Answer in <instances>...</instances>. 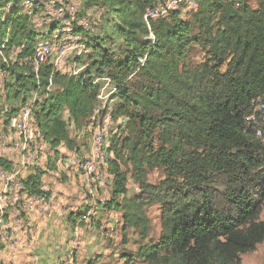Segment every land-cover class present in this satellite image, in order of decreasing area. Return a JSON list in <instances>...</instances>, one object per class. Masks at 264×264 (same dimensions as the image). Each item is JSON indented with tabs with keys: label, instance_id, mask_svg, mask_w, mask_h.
<instances>
[{
	"label": "trees",
	"instance_id": "obj_1",
	"mask_svg": "<svg viewBox=\"0 0 264 264\" xmlns=\"http://www.w3.org/2000/svg\"><path fill=\"white\" fill-rule=\"evenodd\" d=\"M82 1L105 11L120 44L90 41L97 57L72 75L39 62L42 42L36 44L40 34L23 13L24 0H0V9L10 7L5 18L0 15V61L17 53L12 66L0 62L12 78L1 110L4 132L31 107L38 140L55 160L62 147L80 152L77 140L97 110L98 81L110 79L111 100H117L111 119L123 121L107 150L113 154L106 161L111 199L101 207L121 214L125 243L129 229L138 236V251L124 252L123 260L239 264L241 255L264 242V0H193L186 20L179 11L146 17L163 0ZM197 49L203 59L194 64ZM12 169L0 158V171ZM28 170L17 181L21 193L49 202L52 192L43 182L49 168ZM155 171L163 174L158 183L150 181ZM130 182L140 190L131 197ZM152 205L161 209L156 240L147 215ZM14 207L26 219L20 204ZM69 221L77 217L72 213Z\"/></svg>",
	"mask_w": 264,
	"mask_h": 264
},
{
	"label": "rangeland",
	"instance_id": "obj_2",
	"mask_svg": "<svg viewBox=\"0 0 264 264\" xmlns=\"http://www.w3.org/2000/svg\"><path fill=\"white\" fill-rule=\"evenodd\" d=\"M251 3L255 5L256 2L251 0ZM158 6L164 8L163 16L168 11H179L184 20L190 17L194 8L193 0H163ZM22 7L23 13L33 17V29L40 34L36 44L48 41L53 46L54 50L48 55V64H52L55 69L63 73L80 75L86 71L91 64L90 57L94 55L92 49L88 47L90 41L98 38L106 40L103 44L106 48H114L120 44L118 37L113 35V29L107 22L108 16L105 11L100 10L97 6L90 7L82 0H24ZM9 9V6L0 9V15L5 18L9 14ZM146 17L154 18L155 9L149 11ZM57 25L61 29L53 32V28ZM78 27L82 28L81 33L76 32ZM16 54V52H12L9 57H2L0 62L12 66L17 62ZM202 59L200 49H197L191 55L190 61L198 64ZM10 82H12L10 73L3 71L0 67V131L3 134L7 132H4L2 127L1 110L8 106L5 86ZM98 82L101 86L102 99L98 101L97 111L90 125L77 140L80 152L69 151L62 147L59 149L60 158L55 160L50 146L47 143L42 144L38 140L31 120V107L26 108L21 113L23 115L14 117L17 120L19 118L18 123L15 121L18 124V130L21 123L24 127L23 139L14 135V132L10 137L12 140L14 139L12 142L4 135L0 137L5 138V142L0 144V158L10 160L13 164L12 171L6 172V176L5 171H0V194L6 198L12 197L6 201L4 198L3 206L0 204V251L10 252L21 246L19 247L22 251L21 257L24 260L26 258L27 261L25 263L23 261L22 264H91L97 262L98 259V263L95 264H126L122 254L124 252L134 254L139 249L135 245L138 236L132 229L127 231L128 242H124L121 214L113 210H103L101 207L111 199L108 185L112 181V177L108 173L107 165L98 166V170L100 168L108 176L102 180L96 178L98 174L93 177L86 176L81 168V163L90 161L93 152H95L93 158L97 157L98 151L94 149L96 148L97 130L103 129L102 135L107 136V142H109L105 143L103 150H99V153L106 159L113 157V154H109L107 150L113 136L118 134L119 126L123 121L121 119L113 121L111 117L110 119L106 117L117 102V100H111L115 90L111 91L113 86L108 78ZM34 103L35 99L30 105L33 106ZM65 119H67V115H65ZM15 122L8 121L9 129L13 128L12 124H16ZM99 122H101V127ZM71 132L74 134L73 127ZM6 139L9 141L8 144ZM15 139L18 144L21 140L24 143L22 147H18L19 149L12 147ZM3 147L5 149L13 148L12 155L7 156L3 152ZM48 160L51 161V164L54 163V166L48 167ZM34 166L44 171L49 168V172L43 178L45 190L52 192L49 202L42 200L37 203L34 202L37 199H31L21 193L22 187L17 181L26 178L29 174L28 169ZM80 171L90 187L79 179ZM162 179L163 174L159 171L150 174L152 183H158ZM139 192V187L130 182L128 196L131 197ZM16 203L21 206L22 213L20 215L28 218L29 221L17 217V214L12 215L11 220L16 222L20 218L22 222H27L21 230L25 228L32 230V233L29 231L27 235L30 240L14 238L11 241H3L7 232L12 231L7 229V220L3 221V212L6 214L7 210L15 208ZM72 213L77 217L76 223L69 221V216ZM147 215L152 225L151 238L156 240L161 233L160 205L148 207ZM261 219H264V210ZM14 235L17 234L14 233ZM133 264L145 263L136 259ZM239 264H264V242L259 244L253 252L241 255Z\"/></svg>",
	"mask_w": 264,
	"mask_h": 264
},
{
	"label": "crops",
	"instance_id": "obj_3",
	"mask_svg": "<svg viewBox=\"0 0 264 264\" xmlns=\"http://www.w3.org/2000/svg\"><path fill=\"white\" fill-rule=\"evenodd\" d=\"M14 119V118H13ZM17 122V121H19V118H18V120L17 119H14V122ZM24 121V120H23ZM15 122V123H16ZM1 123H2V121H1ZM18 123V122H17ZM12 124V127L14 128H12V129H8V130H5V131H7V133L5 134L6 135V137L7 138H10L11 137V134L13 133L14 135L16 134V135H18V124ZM17 129V130H16ZM16 131V132H15ZM9 133V134H8ZM12 134V135H13ZM5 137V138H6ZM18 137H19V135H18ZM27 137L29 138V136L27 135ZM20 138V137H19ZM20 139H23V137L22 138H20ZM7 140V139H6ZM14 140V139H13ZM11 138H10V141L12 142L13 141ZM8 140L6 141V143L8 144ZM22 144H24V143H22V140H21V142H19V144L17 143V141H16V139H15V141H14V144L12 145V147H15V148H17V149H19L18 147H22ZM93 147V146H92ZM4 148V147H3ZM13 148L12 149H3V152L4 153H6V155L7 156H9V154H11L12 155V153H13ZM92 152H93V150H92ZM93 156H94V152H93ZM93 158V157H92ZM91 158V160H95V158H93L92 159ZM7 175H8V173H7ZM5 176H6V172H5ZM79 179L80 180H82V182H84L87 186H89L88 184H87V182H86V179L83 177V175H82V172L80 171V175H79ZM90 187V186H89ZM7 189V188H6ZM10 193V192H9ZM11 193H13V191H11ZM10 193V194H11ZM1 195V194H0ZM1 197L3 198V200H2V202H0V204L3 206L4 204H5V201H6V199H8L9 200V198L11 199L12 197L10 196V197H3L2 195H1ZM4 198H5V201H4ZM32 199V198H31ZM34 199H38V198H34ZM33 201V200H32ZM31 202V201H30ZM34 202H35V200H34ZM52 211V210H51ZM50 211V212H51ZM7 214H9V219L6 221L7 222V229L9 230V229H11L12 231L11 232H7V234L5 235V237L6 238H4L3 239V241H5V240H7V241H11L12 239H14V238H17V239H20V238H22V239H26V241H27V239H28V232L30 231V233H32V230L30 229V230H28V228H25L24 230H21L22 228H24V226L26 225V223L27 222H25L24 220V222H22L19 218H18V220L15 222V221H12L11 220V217H12V215H15V214H17V212H16V210L15 209H9V210H7V212H6ZM51 213H53V212H51ZM87 213V212H86ZM29 215H30V213H29ZM17 217H18V214H17ZM34 219V218H33ZM50 219V218H49ZM25 220H27V221H29V219L28 218H26ZM35 220V219H34ZM3 221H4V219H3ZM2 221V222H3ZM37 221V220H36ZM17 222H19L18 224H16ZM40 223H42V221H40ZM18 225H21V226H18ZM29 225V224H28ZM1 226V225H0ZM28 227V226H27ZM18 230H20L19 232H16V231H18ZM14 233H16L17 235L15 236L14 235ZM28 240H30V238L28 239ZM24 241V240H23ZM22 242V241H21ZM32 243V242H31ZM13 246V245H12ZM19 247H21V246H19ZM14 248V250L12 249L10 252H2V251H0V260L1 261H3L4 262V264H11V263H13V264H22L23 263V261H24V263L25 262H27L26 261V258H25V260L21 257V250H20V248Z\"/></svg>",
	"mask_w": 264,
	"mask_h": 264
},
{
	"label": "bare ground",
	"instance_id": "obj_4",
	"mask_svg": "<svg viewBox=\"0 0 264 264\" xmlns=\"http://www.w3.org/2000/svg\"><path fill=\"white\" fill-rule=\"evenodd\" d=\"M50 49H53V48L50 46L49 42H44V43L39 45V48L37 49V58H38L39 62H43V63L44 62H48V55H50ZM40 51H41V56H40ZM21 115H23V114H21ZM106 117H108V114H107ZM109 119H110V117H109ZM11 120L14 122V119H11ZM99 125L101 127V123L100 122H99ZM103 131H104L103 129L96 131V136H95V144H96L95 147L96 148H94V149H96V151H98L96 153V155H97L96 159L95 160H91L90 159V161L81 163L82 172L86 176H90V177L92 176L93 177L96 174H98V176L96 178L99 179V180H102L104 177L108 178L106 172H102L100 168L98 170V166L102 165L104 167L106 165V160H107L105 156L103 157L102 154L99 153L100 152L99 150H101V149L103 150V148L105 146V143H109V142H107L108 141L107 140V136L102 135ZM99 132H100V136H99ZM24 134H25L24 133V127L22 126V123H21L19 125L18 135H19L20 138H22L24 136ZM98 136H99V138H98ZM92 165H93V173H90V171L92 169ZM105 182H107V181H105ZM0 201H2L1 197H0ZM35 202L39 203V202H42V200H38L37 199V200H35Z\"/></svg>",
	"mask_w": 264,
	"mask_h": 264
},
{
	"label": "built area",
	"instance_id": "obj_5",
	"mask_svg": "<svg viewBox=\"0 0 264 264\" xmlns=\"http://www.w3.org/2000/svg\"><path fill=\"white\" fill-rule=\"evenodd\" d=\"M161 6H158L155 9V17H159V16H163V9L164 8H160ZM54 49H50V53L53 51ZM40 56H41V51H40ZM103 79H107V78H103ZM115 90L114 87H111V91ZM102 99L101 98V95L99 96V100ZM97 111V110H96ZM111 117V112H108V118ZM29 119V118H28ZM28 123H29V120H28ZM99 136H100V132H99ZM98 136V138H99ZM5 142V138H0V144L4 143ZM90 173H93V165H92V169L90 171ZM98 176V175H97ZM3 177V176H2ZM4 179V178H3Z\"/></svg>",
	"mask_w": 264,
	"mask_h": 264
}]
</instances>
